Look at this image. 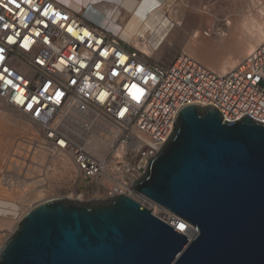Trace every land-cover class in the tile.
<instances>
[{"label":"built area","instance_id":"2783aa9c","mask_svg":"<svg viewBox=\"0 0 264 264\" xmlns=\"http://www.w3.org/2000/svg\"><path fill=\"white\" fill-rule=\"evenodd\" d=\"M0 100L38 129L45 148L67 154L84 181L115 184L102 200L136 194L169 213L135 183L186 106L264 123V43L219 75L188 55L169 66L153 61L58 0H0ZM95 133L120 155L112 150L101 161L89 153ZM89 191L99 194L94 185Z\"/></svg>","mask_w":264,"mask_h":264},{"label":"water","instance_id":"95a60500","mask_svg":"<svg viewBox=\"0 0 264 264\" xmlns=\"http://www.w3.org/2000/svg\"><path fill=\"white\" fill-rule=\"evenodd\" d=\"M134 190L198 230L189 241L127 195L31 207L0 264H264V123L190 105Z\"/></svg>","mask_w":264,"mask_h":264},{"label":"bare ground","instance_id":"6f19581e","mask_svg":"<svg viewBox=\"0 0 264 264\" xmlns=\"http://www.w3.org/2000/svg\"><path fill=\"white\" fill-rule=\"evenodd\" d=\"M60 1L58 0L59 3ZM81 5L83 10L78 13L80 16L112 32L121 40L127 41L126 43L129 45H134L152 60V57L161 58L164 54V50L157 48L159 51H155L151 46L152 44H149V41L156 34L161 38L166 37L165 35L169 33L171 25L175 26L176 32L180 29L192 30L198 27L192 33L191 40L183 55H188L198 62H202L203 65L205 64L206 67L219 75H225L230 72L237 66L238 60H242L245 56L248 57L257 47L264 43V0H83ZM67 9L70 10V8ZM123 12H127L126 16H124ZM167 12L170 14L169 17H166L168 15L166 14ZM123 17L127 18H125L126 22L122 24L121 19ZM205 17H207V20H204ZM204 26L210 28L209 32L202 33L201 28ZM202 35L206 37L202 40L204 43L203 50H205L202 52L203 54L198 47ZM141 37L146 40L144 44L140 43ZM1 102L7 105L4 101ZM6 127L5 122L0 120V159L3 158L5 160L9 154L7 147L13 146V141L7 137ZM29 129L32 133H30V141H24L29 146L24 148L20 146V143H16L15 151L26 150L27 157L30 154L32 161L37 158V161L42 162L48 158L47 160L51 162V166L47 165L46 170H41L43 167L40 164L35 168L37 171H40V174L44 173L43 176L46 177L45 181L50 177L56 176L68 179L74 178L78 171L73 160L67 154L45 148L42 144L43 140L38 134V129L36 127L31 128L30 126ZM16 131L25 132L19 127L16 128ZM35 141H37L36 144H34ZM87 150L97 159L105 161L113 148L106 137L95 133L87 145ZM113 152L115 153L114 158L120 155V151L118 150H113ZM4 162L7 165L1 167V170L3 168H10L14 161L10 159V161L6 160ZM23 165L25 164L23 163ZM43 180L41 179L37 182L38 186L33 188V191L22 189L21 192L14 195V188L11 190L13 195H11V192H0V206L3 205V210H0V216L4 214L6 217L11 216V218H15L5 223L12 224L15 221L18 225L26 212H21L14 205V202L9 201L10 199L21 200L22 206L30 204L27 210L33 207V205L47 200V191L42 189L45 182ZM4 184L9 185L8 182ZM93 185L99 189L97 199H105V193L108 194L109 190L116 186L110 182H93ZM1 196L6 197L5 199H8L9 202H3ZM136 196L138 195L133 194L132 198ZM141 199L144 201V198ZM144 203L153 208V205L145 201ZM19 211L20 213L18 214ZM156 211L155 209L153 212L155 216H157L158 212L165 222L174 227L178 232L186 235L189 241L197 237L198 232L188 227L185 223L177 221L171 213H166L162 209ZM0 225L2 224L0 223ZM18 227L19 225L15 229L17 230ZM16 230H14V233ZM14 233L12 231L10 235L12 236Z\"/></svg>","mask_w":264,"mask_h":264},{"label":"rangeland","instance_id":"374dc122","mask_svg":"<svg viewBox=\"0 0 264 264\" xmlns=\"http://www.w3.org/2000/svg\"><path fill=\"white\" fill-rule=\"evenodd\" d=\"M82 1L83 0H61L60 3L63 6H65L66 8H70V10H72L73 12L78 14L83 10V7L81 5ZM123 14H124V16H126L127 13L123 12ZM166 14H168V12ZM169 16H170V14L166 15V17H169ZM125 18H127V17H123L121 19L122 24L124 22H126ZM204 20H207V17H205ZM172 26L173 25H171L169 27V33L165 35L166 37L161 38V37H159V35L156 34L151 39V41H149V44L150 45L152 44L151 46L154 48L155 51L158 49L164 50V54L161 58H158V57H152V58L154 61L160 62L161 64H163L165 66L171 65L177 58H179L180 56H182L185 53V49L191 40L192 33L194 32L195 29H198V27L197 28L195 27L192 30L191 29L190 30L180 29L179 31L176 32L175 26H173V27ZM209 30H210V28L208 26H204L201 28L202 33L209 32ZM205 38L206 37L204 35H202L200 38L201 40H199L198 47L201 49V53L203 51H205V50H203V48H204L203 44L204 43L202 42V40H204ZM212 40H214V39H212ZM145 41L146 40L141 37L140 43L144 44ZM124 42H127V41L124 40ZM156 44H157V46H156ZM204 57H206V55H204ZM246 57L247 56H245L244 58H246ZM244 58H242V60ZM242 60H238V64ZM200 63H202V62H200ZM3 106H5V104L0 101V107H3ZM20 119L26 125L30 126L29 122H27L26 120H24L22 118H20ZM31 128H35V127H31ZM6 132L8 133L7 137H9L11 139V141H13V146L7 147V150H9V154L6 157L7 158L6 160L10 161V159H12V161H14L13 162L14 164L12 163L10 168H5V169L3 168L1 170V167H5L7 164H6V162H4V161H6L5 159H3V158L0 159V192L10 193L11 190L14 188H15L14 195L21 192L22 189H25V190L29 189V191H33L32 189L38 186L37 182L41 179H44L43 181H45V178H46L45 176H43L44 173L40 174V171H37V169H35V168L38 167V164H40V166L43 167V169H41V170H46L48 166H51V162H49V160H47L48 158L42 162L37 161V158H36V160L32 161V157H30V154L27 157L26 150L15 151L16 143H18V144L20 143V146H23L24 148H27L29 146V144L27 142H24V141H30L29 138L31 136L29 133L25 134V133H22L20 131H16V128L12 127V125H10V127H6ZM4 134H6V133H4ZM34 135H35V133H34ZM20 152L22 154H18ZM23 163L25 165H23ZM17 164H18V166H16ZM7 182L9 185L4 184ZM2 184H4V185H2ZM91 185L93 186V184H91L87 181H84L83 178L79 177V175L77 173L75 175V177L72 179L60 178L58 176L50 177L49 179H47V181L44 182V184H43L44 188H42V189H45L47 191L46 192L47 200L65 199V200H72V201H77V202H90L93 200H97V198H98L97 196L99 195V194H97V192L93 193V192L89 191V188L91 187ZM11 186H13V188H11ZM11 195H13L12 192H11ZM1 198L3 199V202L8 201V199L7 200L5 199L6 197L1 196ZM133 198H135V200H137L142 206L150 209L152 212H154L155 209L157 211L159 209L158 207L154 208L155 206H153L154 209L149 207V205L145 204L143 199H141L138 196L133 197ZM12 200L13 199H10L9 201L14 202V205H16L21 212L22 211H26V212L28 211L27 209H28V206L30 204H26V206H22L21 200H17V201L16 200L12 201ZM2 207H3V205L0 206V210H3ZM20 211L18 212V214L20 213ZM8 217H11V216H8ZM8 217H6L4 214H1V224L2 225H1V229H0V240L4 239V235L7 238L11 237L10 234H12V231L14 233V230H16L15 227L19 225V224L17 225V223L15 221L12 222V224L5 223L6 221L10 222V220L6 219ZM157 217L164 220L158 212H157Z\"/></svg>","mask_w":264,"mask_h":264},{"label":"crops","instance_id":"0c3cea01","mask_svg":"<svg viewBox=\"0 0 264 264\" xmlns=\"http://www.w3.org/2000/svg\"><path fill=\"white\" fill-rule=\"evenodd\" d=\"M127 13V12H126ZM0 120H3L6 124L7 127H10V125H12V127L14 128H21L23 129L25 132V134H27V132L30 134L31 131L29 129V126L26 125L24 122L21 121L20 118L24 119L23 117H21L18 113H16L14 110H12L11 108H9L7 105L0 107ZM14 115V116H13ZM25 120V119H24ZM27 121V120H26ZM28 122V121H27ZM9 218V219H8ZM6 219L12 221L14 220L13 217H8ZM0 223H1V216H0ZM0 229H1V225H0Z\"/></svg>","mask_w":264,"mask_h":264}]
</instances>
